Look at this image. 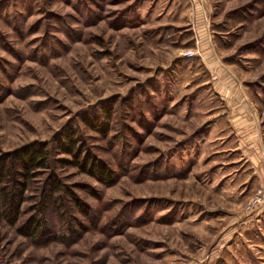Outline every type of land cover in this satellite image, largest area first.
<instances>
[{
    "label": "rangeland",
    "instance_id": "374dc122",
    "mask_svg": "<svg viewBox=\"0 0 264 264\" xmlns=\"http://www.w3.org/2000/svg\"><path fill=\"white\" fill-rule=\"evenodd\" d=\"M0 167V264H264V0H0Z\"/></svg>",
    "mask_w": 264,
    "mask_h": 264
},
{
    "label": "trees",
    "instance_id": "16d2710c",
    "mask_svg": "<svg viewBox=\"0 0 264 264\" xmlns=\"http://www.w3.org/2000/svg\"><path fill=\"white\" fill-rule=\"evenodd\" d=\"M98 126L99 125L96 124L95 130L97 131L99 130L97 128ZM58 148H60L64 153L70 154L73 157H75L74 156L75 148L73 145V138L69 134L65 136L63 142L58 143ZM12 156H14V159L17 161L22 171L25 172V175L31 173L33 170L40 169L46 166V161H47L46 154L43 150H40L39 148L29 146L27 148H23L13 153ZM76 158L78 157L76 156ZM87 164L89 165L90 173L94 175L97 174L99 178H101L102 180L110 181V179L112 178L111 174L108 171H106V169L103 166L90 163L88 159H86L84 162H81L78 167L85 170V169H88ZM5 170H6L5 167H0V180H2V178L7 175L8 172H6ZM23 187L25 188L24 185ZM24 188H21L15 194V196L13 197V200L10 197L7 198V202H6L7 210H19V204L22 201V195H23ZM14 198L16 202L14 201Z\"/></svg>",
    "mask_w": 264,
    "mask_h": 264
}]
</instances>
